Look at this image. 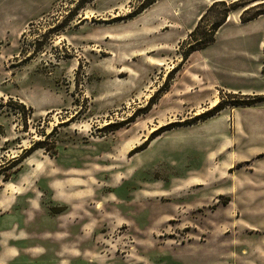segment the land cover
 <instances>
[{
  "label": "rangeland",
  "instance_id": "374dc122",
  "mask_svg": "<svg viewBox=\"0 0 264 264\" xmlns=\"http://www.w3.org/2000/svg\"><path fill=\"white\" fill-rule=\"evenodd\" d=\"M146 1L0 0V264H264V15Z\"/></svg>",
  "mask_w": 264,
  "mask_h": 264
},
{
  "label": "trees",
  "instance_id": "16d2710c",
  "mask_svg": "<svg viewBox=\"0 0 264 264\" xmlns=\"http://www.w3.org/2000/svg\"><path fill=\"white\" fill-rule=\"evenodd\" d=\"M156 1L157 0H147L133 14L141 13L142 11L153 5ZM238 4L239 3L235 2L230 5H227L225 2H220V1L211 4V6L207 9V11L204 12V14L200 17V20L196 25V27L190 33V39L193 41V43L190 44L189 47L190 49L189 51L187 50V52L184 53L183 58L184 59L188 58L190 54L199 50V48H203L207 44L211 43L214 39L216 31L226 23V21L230 16V13H232L233 10H236L238 6L239 7L244 6L243 9L244 11L240 14V22L242 24H247L249 22H252L264 15V0H246L243 3H241V5ZM248 13H252V14L249 15L247 18H245L244 14H248ZM211 15H213V20L209 21L210 29L207 31L204 37H199V32L202 30L203 24L207 22V20ZM8 103H11V101ZM14 106L18 111L20 112L22 111L23 113L25 112V106L23 104L14 103ZM199 116L201 118H205V117L208 118L213 116V113H209V114L203 113Z\"/></svg>",
  "mask_w": 264,
  "mask_h": 264
},
{
  "label": "crops",
  "instance_id": "0c3cea01",
  "mask_svg": "<svg viewBox=\"0 0 264 264\" xmlns=\"http://www.w3.org/2000/svg\"><path fill=\"white\" fill-rule=\"evenodd\" d=\"M33 220H30L29 222H26L27 223V225H26V227H32V226H35L36 228H35V230H34V232L32 233V234H30V232L29 231H27V229L25 230V234H26V237L27 238H29V239H32L33 241H43V240H46V238H48V236H49V238H52V239H54V238H58L59 236L62 238V237H64V236H73V230H71V229H73V228H70V230H68L67 229V227L65 226V225H63L62 227H61V225H60V228H61V230H60V232L59 233H54L53 234V232H49L48 230H46L47 229V225L46 224H44L43 222H39V223H37L36 222V220H35V218H32ZM21 225V224H20ZM24 226H25V224H24ZM79 228L81 227L79 224L77 225ZM20 226H19V223H18V226H16V228L18 229V231L20 232V228H19ZM21 228H22V226H21ZM57 228H55V230H56ZM8 231H10V230H8ZM17 230H16V232H18ZM21 231H22V229H21ZM56 231H58V230H56ZM55 231V232H56ZM15 231H13L12 232V234H10L11 236H13V237H15L14 239H13V241L12 242H16V243H18V244H20V240L21 239H19V238H17V234L18 233H16ZM7 233H11V232H6L5 234H7ZM22 233V232H21ZM28 235V236H27ZM22 241H26L25 239H22ZM61 241H63V240H61ZM11 242V241H10ZM9 242V243H10ZM31 243H33V242H31ZM10 245V244H9ZM34 250H36V248H33Z\"/></svg>",
  "mask_w": 264,
  "mask_h": 264
},
{
  "label": "bare ground",
  "instance_id": "6f19581e",
  "mask_svg": "<svg viewBox=\"0 0 264 264\" xmlns=\"http://www.w3.org/2000/svg\"><path fill=\"white\" fill-rule=\"evenodd\" d=\"M86 17H87V15H86ZM215 105V104H214ZM212 108V107H211Z\"/></svg>",
  "mask_w": 264,
  "mask_h": 264
}]
</instances>
